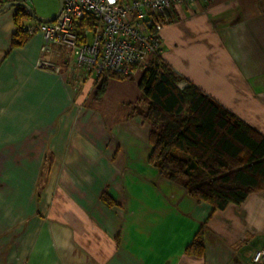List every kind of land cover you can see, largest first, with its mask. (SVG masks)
Here are the masks:
<instances>
[{
    "label": "crops",
    "instance_id": "0c3cea01",
    "mask_svg": "<svg viewBox=\"0 0 264 264\" xmlns=\"http://www.w3.org/2000/svg\"><path fill=\"white\" fill-rule=\"evenodd\" d=\"M17 2L42 17L26 25L59 7L0 0V264H252L264 188L214 209L162 176L148 161L143 68L95 100L94 74L39 67L41 33L11 46ZM151 28L184 83L264 135V0L173 5ZM197 233L199 255L187 250Z\"/></svg>",
    "mask_w": 264,
    "mask_h": 264
},
{
    "label": "trees",
    "instance_id": "16d2710c",
    "mask_svg": "<svg viewBox=\"0 0 264 264\" xmlns=\"http://www.w3.org/2000/svg\"><path fill=\"white\" fill-rule=\"evenodd\" d=\"M31 18L25 7L16 5L12 47L30 38L25 21ZM129 77L101 72L93 98H100L108 78ZM138 87L147 104L142 116L150 127L148 161L162 176L214 209L238 205L250 192L264 188V135L197 86L184 83L158 55L143 68ZM187 250L202 253L200 233Z\"/></svg>",
    "mask_w": 264,
    "mask_h": 264
},
{
    "label": "built area",
    "instance_id": "2783aa9c",
    "mask_svg": "<svg viewBox=\"0 0 264 264\" xmlns=\"http://www.w3.org/2000/svg\"><path fill=\"white\" fill-rule=\"evenodd\" d=\"M197 0H61L51 21L27 24L28 34L41 33L42 53L63 50L75 71L98 76L103 71L132 75L159 53L154 19L167 20V11ZM42 69H54L41 58ZM182 86V83L179 86ZM252 264H264V246L254 250Z\"/></svg>",
    "mask_w": 264,
    "mask_h": 264
},
{
    "label": "rangeland",
    "instance_id": "374dc122",
    "mask_svg": "<svg viewBox=\"0 0 264 264\" xmlns=\"http://www.w3.org/2000/svg\"><path fill=\"white\" fill-rule=\"evenodd\" d=\"M36 2L41 5V6H48L50 4L49 0H36ZM38 16V18H42L41 15L36 14ZM43 16V15H42ZM39 21L37 20H33L32 24L38 23ZM43 56H45L44 59L50 61L51 65L54 66V68L58 69L60 68V65L65 64L66 66H72L73 65V61L72 58L67 56V54L65 53V51L59 49L56 50L55 53L53 52H47V53H43ZM64 61V62H63ZM140 65L136 66V70L138 69H142V67H139Z\"/></svg>",
    "mask_w": 264,
    "mask_h": 264
},
{
    "label": "water",
    "instance_id": "95a60500",
    "mask_svg": "<svg viewBox=\"0 0 264 264\" xmlns=\"http://www.w3.org/2000/svg\"><path fill=\"white\" fill-rule=\"evenodd\" d=\"M15 4H17V5H21V6L25 7V8L29 11V13L31 14V16H32L33 18H38L37 16H35V15L33 14V12L31 11V9L29 8V6H28L26 3H24V2H17V3H15ZM7 6H9L8 3H7V4H4V5L0 8V10L4 9V8L7 7ZM60 10H61V0H59V7H58V10H57L56 14H55L54 16L48 18V19H42V21H46V22H51V21H53V20L57 17V15L59 14Z\"/></svg>",
    "mask_w": 264,
    "mask_h": 264
}]
</instances>
